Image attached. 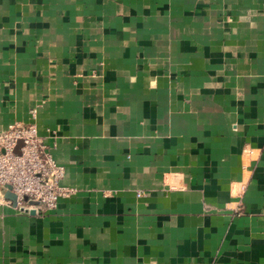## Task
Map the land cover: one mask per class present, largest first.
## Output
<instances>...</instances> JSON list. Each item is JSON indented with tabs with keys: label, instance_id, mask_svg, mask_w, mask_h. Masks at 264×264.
<instances>
[{
	"label": "crops",
	"instance_id": "obj_1",
	"mask_svg": "<svg viewBox=\"0 0 264 264\" xmlns=\"http://www.w3.org/2000/svg\"><path fill=\"white\" fill-rule=\"evenodd\" d=\"M12 124L69 193L0 264H264V0H0Z\"/></svg>",
	"mask_w": 264,
	"mask_h": 264
},
{
	"label": "built area",
	"instance_id": "obj_2",
	"mask_svg": "<svg viewBox=\"0 0 264 264\" xmlns=\"http://www.w3.org/2000/svg\"><path fill=\"white\" fill-rule=\"evenodd\" d=\"M62 177V168L44 150L34 125L12 124L0 131V203L11 205L3 198L8 191L15 198L14 209L52 211L69 193L59 184Z\"/></svg>",
	"mask_w": 264,
	"mask_h": 264
},
{
	"label": "water",
	"instance_id": "obj_3",
	"mask_svg": "<svg viewBox=\"0 0 264 264\" xmlns=\"http://www.w3.org/2000/svg\"><path fill=\"white\" fill-rule=\"evenodd\" d=\"M19 146H20V143L18 142L17 145H16V148H18ZM3 198H4L5 200L10 201L12 207L15 206V198H14V196H13L12 194H10L8 191H6V192L3 193ZM29 214H32V210L29 211Z\"/></svg>",
	"mask_w": 264,
	"mask_h": 264
}]
</instances>
